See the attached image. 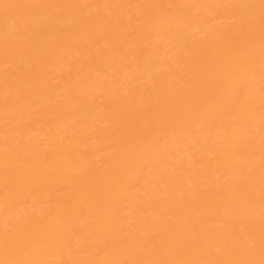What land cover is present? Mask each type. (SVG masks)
I'll return each mask as SVG.
<instances>
[{"label":"bare ground","instance_id":"bare-ground-1","mask_svg":"<svg viewBox=\"0 0 264 264\" xmlns=\"http://www.w3.org/2000/svg\"><path fill=\"white\" fill-rule=\"evenodd\" d=\"M0 264H264V0H0Z\"/></svg>","mask_w":264,"mask_h":264}]
</instances>
